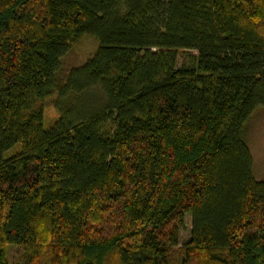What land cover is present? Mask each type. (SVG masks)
<instances>
[{
  "label": "trees",
  "instance_id": "trees-1",
  "mask_svg": "<svg viewBox=\"0 0 264 264\" xmlns=\"http://www.w3.org/2000/svg\"><path fill=\"white\" fill-rule=\"evenodd\" d=\"M259 104L264 0H0V264H264Z\"/></svg>",
  "mask_w": 264,
  "mask_h": 264
},
{
  "label": "rangeland",
  "instance_id": "rangeland-1",
  "mask_svg": "<svg viewBox=\"0 0 264 264\" xmlns=\"http://www.w3.org/2000/svg\"><path fill=\"white\" fill-rule=\"evenodd\" d=\"M97 40L91 35L78 39L69 50L61 57V63L65 65L60 69V74H65L70 67L83 63L96 49ZM194 49L183 50L179 54V61L190 62ZM58 116V112L52 105H46L44 109L43 124L50 125ZM243 138L252 156V173L255 178H264V104H259L253 110L249 119L245 122ZM190 219L187 217V229L181 232V241L189 235ZM180 241V242H181ZM21 248L19 245H11L8 248V258L15 261Z\"/></svg>",
  "mask_w": 264,
  "mask_h": 264
}]
</instances>
